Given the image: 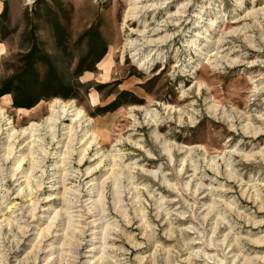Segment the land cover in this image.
<instances>
[{
  "label": "rangeland",
  "instance_id": "rangeland-1",
  "mask_svg": "<svg viewBox=\"0 0 264 264\" xmlns=\"http://www.w3.org/2000/svg\"><path fill=\"white\" fill-rule=\"evenodd\" d=\"M0 110V264H264V0H0Z\"/></svg>",
  "mask_w": 264,
  "mask_h": 264
},
{
  "label": "bare ground",
  "instance_id": "bare-ground-1",
  "mask_svg": "<svg viewBox=\"0 0 264 264\" xmlns=\"http://www.w3.org/2000/svg\"><path fill=\"white\" fill-rule=\"evenodd\" d=\"M160 42H162V40H154V39H146L144 37H142V39L140 40V44L141 46H144V47H148V46H153V49L154 47L156 48L157 44H160ZM129 44V43H128ZM129 46V45H128ZM127 46V47H128ZM152 48L150 50H153ZM49 116H47L45 118V120H43L44 122L40 123V124H37V123H30L28 126L26 127H23L22 129H20L19 131H15L13 130L12 126H9L8 130L11 129L12 131L10 133H8V136L7 137H10V142L8 143V147L7 149H5V151H3V160H8V158H10L9 156H11V152L12 150L14 149V143L15 141H17L18 139L26 136H32V135H35L33 133H30L31 131L33 130H39L38 129V126H40L41 124L42 125H45L46 128L48 126V130L46 131L49 135V140H50V143L53 141V138L55 137V133H54V128H55V125H57L56 123H60L61 120H63L64 118H67L68 116L70 117V120L69 121H72L74 120L73 122V126H71L70 124V128H69V131H68V140H67V143L69 142L70 144L73 142L74 140V136L76 135V131H77V128H79V126L81 125V123L83 121H81L82 117L84 116V113L72 102V101H69V102H64L62 103L61 101L59 100H53L52 102H50L49 104ZM81 119V120H80ZM9 120V119H8ZM5 121V115L4 113L2 112V110H0V131L2 133V129L6 128H2V125L5 123L7 124H11V120H9L8 122H4ZM85 121V120H84ZM71 123V122H70ZM75 124V125H74ZM41 125V126H42ZM83 127L84 128V132H83V135L85 136L88 132V129L86 126L89 125L88 124H83ZM8 127V125H7ZM28 130V131H27ZM83 131V130H82ZM27 132V134H26ZM38 133V132H37ZM3 134V133H2ZM67 134V133H66ZM83 135L81 136L83 138ZM77 136V135H76ZM97 135L93 132V131H90V135L87 137L85 143L87 142L86 146L85 147H82L81 148V151H87V149L93 145V143L96 141ZM81 138V139H82ZM32 140H35V139H32ZM32 140H29L28 143H30ZM77 140V139H76ZM78 141V140H77ZM76 141V142H77ZM49 143V144H50ZM66 143V144H67ZM80 143V141H79ZM82 143V142H81ZM84 143V144H85ZM98 143V142H97ZM20 144V143H19ZM80 149V148H79ZM40 151L43 152L44 154L46 153V150L43 149V148H40ZM69 151H73L72 149H67V153ZM82 153V152H81ZM84 153V152H83ZM21 161L24 159V156L22 157L21 156ZM32 159V158H31ZM33 160V159H32ZM79 160V159H78ZM81 161V160H79ZM31 162V161H30ZM32 164V163H31ZM30 167H33L30 165ZM29 167V168H30ZM13 173L15 172H12L11 174V177L13 176ZM37 186H40V184L36 183ZM29 188V187H28ZM31 188V187H30ZM75 191V190H74ZM77 191V190H76ZM75 191V192H76ZM99 193V192H98ZM89 195V194H88ZM93 201V200H92ZM95 204V203H94ZM79 209V208H78ZM60 210V209H59ZM80 210V209H79ZM88 212L90 211V208H87L86 209ZM81 211V210H80ZM58 213V212H57ZM55 214L53 215V217L51 218V222L47 225V231L52 227L54 226V222H55V219L58 218L56 217L57 215L59 214ZM87 213V212H85ZM84 214V213H83ZM88 214V213H87ZM82 215V213H81ZM80 215V216H81ZM68 217V216H67ZM83 217V216H82ZM82 220V218H81ZM50 221V220H49ZM85 221V220H84ZM92 220H90L88 223H91ZM87 223V224H88ZM66 224V223H65ZM92 224V223H91ZM80 234L82 233L81 231L79 232ZM100 233V232H99ZM48 234V233H47ZM47 234L43 235L46 236ZM42 236V235H41ZM60 244V243H59ZM73 244V243H72ZM66 248V247H65Z\"/></svg>",
  "mask_w": 264,
  "mask_h": 264
}]
</instances>
